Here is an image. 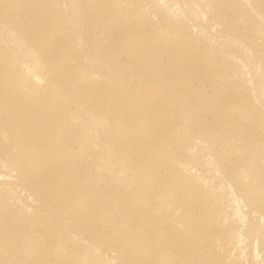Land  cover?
Wrapping results in <instances>:
<instances>
[{"label":"bare ground","instance_id":"bare-ground-1","mask_svg":"<svg viewBox=\"0 0 264 264\" xmlns=\"http://www.w3.org/2000/svg\"><path fill=\"white\" fill-rule=\"evenodd\" d=\"M0 264H264V0H0Z\"/></svg>","mask_w":264,"mask_h":264}]
</instances>
